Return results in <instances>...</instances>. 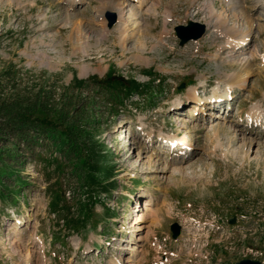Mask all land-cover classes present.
<instances>
[{
  "label": "rangeland",
  "instance_id": "obj_1",
  "mask_svg": "<svg viewBox=\"0 0 264 264\" xmlns=\"http://www.w3.org/2000/svg\"><path fill=\"white\" fill-rule=\"evenodd\" d=\"M238 1V17H232L228 0H0L1 97L22 101L43 89L52 97L45 105L49 115L80 125L97 166L113 177L107 186L116 180L104 193L102 184L80 185L66 166L60 181L45 166L46 144L2 131L0 189L8 195L18 178L24 185L13 201L0 198V264L264 261V1ZM210 4L229 15L228 25L251 27L247 40L228 47ZM121 8L108 28L106 13ZM188 19L209 29L181 47L174 27ZM120 20L126 21L123 43ZM235 73L246 86L232 83L224 99V84ZM120 77L143 86L125 108L102 92V86L109 87L107 96L110 88L127 91ZM199 97L206 103L198 104ZM231 97L220 108L207 106ZM254 104L261 120L249 123ZM8 119L0 118V126ZM233 129H243L247 141ZM172 134L195 149L183 156L180 146H168ZM250 138L260 142L252 145ZM6 165L13 176L4 173ZM58 192L67 204L54 212ZM234 215L236 223L228 224ZM175 221L183 227L177 239L170 231Z\"/></svg>",
  "mask_w": 264,
  "mask_h": 264
},
{
  "label": "trees",
  "instance_id": "obj_2",
  "mask_svg": "<svg viewBox=\"0 0 264 264\" xmlns=\"http://www.w3.org/2000/svg\"><path fill=\"white\" fill-rule=\"evenodd\" d=\"M9 77H12L11 71H9L6 76V78L10 80ZM94 81H96V79H94ZM119 81L120 82H118V84L120 83L121 86L126 85L129 88L125 93L120 89H118L117 93H115V90L110 88L111 90L107 93V96L105 90L109 87L101 85L104 90H99L105 94V99L107 101L110 100V97L111 99L114 98V101H116L117 98L120 100L123 95L128 97L141 91L140 84L136 83L134 80H130L129 82L124 80L123 77H120ZM98 82L103 81L98 80ZM108 82L111 81L108 79ZM28 94V96L31 95L32 97L23 98L22 101H19L17 98L11 102L7 100V98L3 99L0 94V98L3 99L1 101L2 105L0 106V118H10L7 120L8 122L0 126V133L8 130L10 137L22 139L24 143L27 144H31L36 141L41 143L43 142L47 145L45 149L50 155L49 158L47 157L45 159V164L47 166H54L55 171L59 173V177H61V175L63 176L64 173H67L65 167L70 166V171L68 172L77 178L80 185L88 186L90 189H93L94 187L102 184V190L108 191L109 189L104 183H102V181L109 180L112 176L109 174V170L103 169L100 165L97 166V159L92 153V150L89 148L86 134L80 128L81 126L75 123V121H69L68 118H56L54 115V117L50 116V112L46 111L47 109L45 108V105L50 103L52 97L43 89H40L35 94L32 92H29ZM72 104L73 103L71 102V106ZM38 111L48 113L44 117L39 118L36 117L38 115ZM31 121H35L33 122L36 124L35 127L30 124ZM30 125L32 126L31 129ZM1 155L3 157V153L0 151V158ZM61 156L66 158V164L61 161ZM1 168L2 167H0V169ZM9 170H13V168L6 165L4 173L9 172V174L13 176V171L10 173ZM6 174L9 175L8 173ZM1 190L2 189H0V192ZM61 196L62 195L58 192L57 203L61 201ZM57 205L55 201L54 206ZM85 209L87 210V205L85 206Z\"/></svg>",
  "mask_w": 264,
  "mask_h": 264
},
{
  "label": "bare ground",
  "instance_id": "obj_3",
  "mask_svg": "<svg viewBox=\"0 0 264 264\" xmlns=\"http://www.w3.org/2000/svg\"><path fill=\"white\" fill-rule=\"evenodd\" d=\"M75 1L76 0H72V2H75ZM112 1H115V0H112ZM144 1L145 0H136V2H139L140 4H141V2H144ZM239 2L240 1H238V0H228L230 11L232 12L231 13L232 17H238L236 11L238 10V8H240V6H238ZM119 3H120V0H117V5H119ZM216 9L217 8H215L212 4H210V6H209V15L211 16V18L214 19L215 25L218 26L221 31H224L226 33L225 34L226 45L228 47H230V46L236 45L237 43H239V42H241L243 40H247L248 36L251 33V27H249L247 30H241V29H238V28H236L234 26L228 25V17H229V15L227 16V14H225L224 10L217 11ZM122 11H123V8L120 9V12H119L120 16H122V13H123ZM129 11L132 12L133 15L136 14L133 9H130ZM120 22H121V28L119 29V31H120V40L123 43L125 41V39H126V36L124 34V26H123V24L126 21L120 20ZM78 26H79V24H78ZM229 79H230V83H225L224 84V87H225V89H224L225 90V92H224L225 98L224 99H228V97L230 96V92H231L230 89L233 91V87L231 85L232 83H234V84L239 83L240 84L239 85L240 88L241 87L243 88L244 86H246L247 79L243 78L241 80V75H237L236 73L235 74H231V75H229ZM241 81H243V82H241ZM216 96H218V95H216ZM197 101H198V104L206 103V101L202 100V98H200V97H199V99ZM252 107H253L254 111H252L251 114L247 115L248 122L252 123V122H254L253 120H255L256 122L260 121L261 120V114H259V111H256V110L259 109V107L257 106V104H254ZM196 108H197V110H199L200 106L196 105ZM262 127H264V125ZM230 128H228V129H230ZM233 130H234V134L238 135V139L239 140H242L244 143L247 141L248 137H246V135H245L246 132L243 129H240V130L233 129ZM148 136H149V134H148ZM166 137H167V140L169 141L168 142L169 143L168 146H177L178 145V146H181L182 148L184 147V148H188L189 149L190 146L192 145L191 142H188L186 140V138L180 137L177 134L167 135ZM249 141H250V143H252V145L253 144L255 145V143L257 144V143L260 142V140H258L257 138H250ZM151 162H152V160H150L148 162V164H151ZM162 169H165V168H162ZM137 220H141V218H137Z\"/></svg>",
  "mask_w": 264,
  "mask_h": 264
},
{
  "label": "water",
  "instance_id": "obj_4",
  "mask_svg": "<svg viewBox=\"0 0 264 264\" xmlns=\"http://www.w3.org/2000/svg\"><path fill=\"white\" fill-rule=\"evenodd\" d=\"M108 17L110 20L109 26L111 27L115 20L116 15L115 13H108ZM175 31L177 32V36L181 39L180 45L183 46L190 40H197L202 37L206 32V24L200 23L193 20H188V25H179L175 27ZM230 222H234V219H231ZM174 236L177 235L178 227H174ZM235 264H262L259 261L244 259Z\"/></svg>",
  "mask_w": 264,
  "mask_h": 264
}]
</instances>
